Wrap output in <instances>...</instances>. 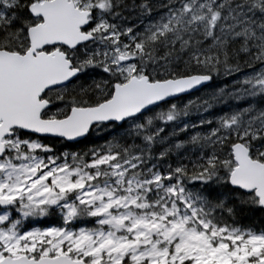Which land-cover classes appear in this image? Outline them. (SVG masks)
<instances>
[{
	"label": "snow or ice",
	"instance_id": "obj_1",
	"mask_svg": "<svg viewBox=\"0 0 264 264\" xmlns=\"http://www.w3.org/2000/svg\"><path fill=\"white\" fill-rule=\"evenodd\" d=\"M0 264H264V0H0Z\"/></svg>",
	"mask_w": 264,
	"mask_h": 264
}]
</instances>
